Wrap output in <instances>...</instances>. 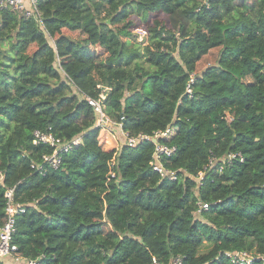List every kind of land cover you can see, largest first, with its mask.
<instances>
[{"label": "trees", "instance_id": "trees-1", "mask_svg": "<svg viewBox=\"0 0 264 264\" xmlns=\"http://www.w3.org/2000/svg\"><path fill=\"white\" fill-rule=\"evenodd\" d=\"M37 6L42 25L0 7V220L7 187L25 207L12 233L23 258L0 264H151L175 255L183 264H237L228 252L243 250L248 264H264V0ZM136 18L149 24L145 39L132 31ZM87 97L129 136L171 127L156 139L175 147L162 163L176 178L152 169L151 140L129 145L123 136L103 148ZM36 129L79 138L45 173L31 164L53 148L32 143Z\"/></svg>", "mask_w": 264, "mask_h": 264}, {"label": "built area", "instance_id": "built-area-1", "mask_svg": "<svg viewBox=\"0 0 264 264\" xmlns=\"http://www.w3.org/2000/svg\"><path fill=\"white\" fill-rule=\"evenodd\" d=\"M0 7L11 8L13 10L20 11L22 15L25 17H34L39 23L42 25V11L37 6V0H0ZM144 32V31H143ZM194 80V73L190 74L189 81L186 84V92L191 93V83ZM104 95H101L100 98H103ZM86 102L90 105L94 111L98 114L96 119V126L99 128H109L114 126L116 123L113 122L103 111L102 103L99 99H93L90 97L86 98ZM119 125V124H118ZM120 129V126H119ZM171 127H166L163 130H158L154 132L153 135H147L139 133L135 136H129L122 129V135L124 136L126 143L129 145H134L138 141L148 139L151 140L154 144L152 157L149 161L152 169L160 174L162 177H167L169 179H175L177 171L166 168L162 163L163 157L171 156L175 147L173 145H169L164 142L157 141L156 138L168 137L173 133ZM155 139V141H153ZM79 138H74L71 141H63L59 137H56L53 133L46 130L36 129L33 131V144L45 143L50 145L53 149L49 154L41 155V162H35L31 164V167L36 168L41 173H45L47 166L56 168L59 163L63 153L68 152L71 147L77 144ZM237 153H230L228 155L229 158L237 156ZM240 160L242 158L240 157ZM114 175L113 173H111ZM201 172L199 173L200 178ZM188 177H193L191 174L187 175ZM4 197V206H3V218L0 220V258L5 256H11L14 261H19L23 258V256L18 252L17 245L12 240V233L15 230L14 221L15 214L21 211H24L25 207L16 202L13 195V187H7L3 193ZM208 207V203L206 202H198V209H206ZM228 255L231 258V261L237 264H248L252 261L251 253L247 251H230ZM27 264H37V259L33 258H25ZM151 264H183L182 256L175 255L168 262H161L157 259L153 258Z\"/></svg>", "mask_w": 264, "mask_h": 264}, {"label": "rangeland", "instance_id": "rangeland-1", "mask_svg": "<svg viewBox=\"0 0 264 264\" xmlns=\"http://www.w3.org/2000/svg\"><path fill=\"white\" fill-rule=\"evenodd\" d=\"M26 1V0H25ZM156 16L163 21V23L165 24L166 27L170 28L172 27V19L170 18V16H168V13L165 11H158L156 13ZM136 17V16H135ZM136 25L133 26L132 31L136 34V37L138 40H142L146 38V28L148 27V23H143L140 22L137 18H136ZM219 21L218 20H214L210 23V26L212 27L213 30V35L214 38L218 39L219 35H220V28H219ZM144 31V32H143ZM72 35H74L73 32H70ZM215 52L216 49L214 48L209 54H207L206 56H204L198 63L196 66V71H200L202 68H204L206 65H208L210 62L214 61L215 58ZM252 52V51H250ZM252 79V75L247 76V80ZM52 97V96H50ZM69 102H64L62 104V108L68 109L70 104H68ZM173 130V129H171ZM98 141L101 144V146L105 149H109V148H117L119 147L122 143H123V135L121 130L118 127L112 126L109 128H104L101 127L99 129V133H98ZM108 229V227H105V231ZM74 246L79 247L77 242H72L70 243ZM7 257H11V256H5ZM3 257V258H5ZM10 262V260H8Z\"/></svg>", "mask_w": 264, "mask_h": 264}, {"label": "crops", "instance_id": "crops-1", "mask_svg": "<svg viewBox=\"0 0 264 264\" xmlns=\"http://www.w3.org/2000/svg\"><path fill=\"white\" fill-rule=\"evenodd\" d=\"M4 259H7V257H5ZM9 259V258H8Z\"/></svg>", "mask_w": 264, "mask_h": 264}, {"label": "water", "instance_id": "water-1", "mask_svg": "<svg viewBox=\"0 0 264 264\" xmlns=\"http://www.w3.org/2000/svg\"><path fill=\"white\" fill-rule=\"evenodd\" d=\"M153 141H155V139Z\"/></svg>", "mask_w": 264, "mask_h": 264}]
</instances>
